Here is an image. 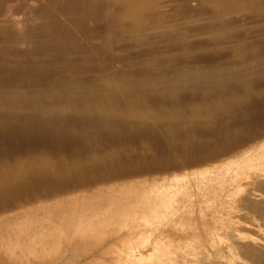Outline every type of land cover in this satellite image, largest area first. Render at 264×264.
<instances>
[{
    "label": "bare ground",
    "instance_id": "6f19581e",
    "mask_svg": "<svg viewBox=\"0 0 264 264\" xmlns=\"http://www.w3.org/2000/svg\"><path fill=\"white\" fill-rule=\"evenodd\" d=\"M257 98L264 0H0V264H264Z\"/></svg>",
    "mask_w": 264,
    "mask_h": 264
},
{
    "label": "rangeland",
    "instance_id": "374dc122",
    "mask_svg": "<svg viewBox=\"0 0 264 264\" xmlns=\"http://www.w3.org/2000/svg\"><path fill=\"white\" fill-rule=\"evenodd\" d=\"M35 5H37V4H35ZM40 5H41V4H40ZM40 5H37V7L40 6ZM37 7H36V8H37ZM19 13H22V14H19ZM19 13H18V14L20 15V17H22L21 15H24V17H26V15H27V14L25 15V12H24V11H21V12H19ZM18 17H19V16H18ZM31 28H34V25H33ZM34 44L36 45V43H34ZM34 47H35V46H34ZM261 99H263V98H257V100L255 99L256 101L253 99L254 101H253V100H252V101H253V102H257V103L252 104V105H251V103H250L249 105L252 106V108L249 107V106L246 107L247 109H248V108H251L248 112H251V111L253 110V111H252L253 114H252V112L250 113V114H252L253 116H252V115H249L250 118H248V115H247L246 117H247L250 121H252V122H253V121L255 122V121H258V120H259V123H261V124L264 125V123H263V122H264V102H263ZM263 100H264V99H263ZM261 101H262V103H263L262 106H261V104H262ZM258 103H259V104H258ZM256 104H258V109H256V108H257V107H256V106H257ZM253 105H254V107H253ZM255 107H256V108H255ZM246 108L244 109V113L246 112V111H245ZM254 108H255V109H254ZM260 109H261L262 112L259 111ZM258 112H259V113H258ZM260 112H261L262 114H261ZM254 113H255V114L257 113V114L255 115ZM246 114H248V113L246 112ZM246 114H245V115H246ZM258 115H259V116H258ZM251 116H252V117H251ZM255 116H256V117H255ZM257 116H258V117H257ZM253 117H255L257 120H255ZM252 118H253L254 120H252ZM260 121H261V122H260ZM261 126H262V125H261ZM189 129H191V128H190V127L187 128V130H189ZM201 129H204V127H201V126H200V127H199V130H201ZM203 131H204V130H203ZM203 131H202V133H203ZM207 131H208V130H207ZM200 132H201V131H200ZM204 132H205V131H204ZM208 132H209V131H208ZM208 132H205V133H208ZM185 133H187V131H186ZM173 135H174V134H173ZM168 138H169V139H168ZM34 139H35V140H34ZM34 139H32V140L30 141V144H29V145L31 146L30 148H32V149H30V150L27 149V147L29 148V145H28V144H27L26 149L22 147L23 150H28V151H30V152H28L29 154L31 153V151H32V154H33L34 152L36 153V151L39 152V151H38L39 149H40V152H41V149H43L44 145H45V147L47 146L46 148L43 149V150L45 151L47 148H49V146L46 144L47 142L49 143V145H50V142H51V145L54 144L53 147L50 145V148L52 147L51 150H53V149H56V150H54V151H60V150H61V147L57 148L59 145L57 146V145H56L53 141H51L50 139H49V141H48V138H45V139H44V141H45L46 143H44V141H42V143H44V145L40 142L43 138H42L41 140H39L38 138H34ZM171 139L174 141L173 136L168 135L167 139L164 137V140H165L164 142H166L168 145L173 144L174 142H173V141L171 142ZM166 140H167V141H166ZM169 141H170V142H169ZM39 142H40V143H39ZM31 143H34V144H31ZM52 143H53V144H52ZM166 143H165V144H166ZM34 145H35V146H34ZM41 145H42L43 147H42ZM32 146H33V147H36V149L33 148ZM55 146H57V147H55ZM15 147L17 148V149L15 148L17 153H18L19 151H21V149H22L20 146H15ZM37 147H38L39 149H38ZM50 148H49V150H50ZM15 149H13V151H14V152L12 151L13 153H15ZM33 149H34V152H33ZM17 150H18V151H17ZM23 150H22V151H23ZM43 150H42V151H43ZM22 151H21L20 153H22ZM47 151H48V149H47ZM4 152H5V151H4ZM4 152L1 151L0 155H1L2 153L4 154ZM12 152H11L10 154H12ZM26 152H27V151H26ZM26 152H24V154H25V155H29L28 153L26 154ZM3 154H2L1 156H3ZM24 154L22 153V155H24Z\"/></svg>",
    "mask_w": 264,
    "mask_h": 264
}]
</instances>
